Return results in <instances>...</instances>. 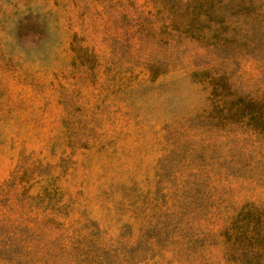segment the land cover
I'll return each mask as SVG.
<instances>
[{
	"label": "rangeland",
	"instance_id": "rangeland-1",
	"mask_svg": "<svg viewBox=\"0 0 264 264\" xmlns=\"http://www.w3.org/2000/svg\"><path fill=\"white\" fill-rule=\"evenodd\" d=\"M0 264H264V0H0Z\"/></svg>",
	"mask_w": 264,
	"mask_h": 264
}]
</instances>
